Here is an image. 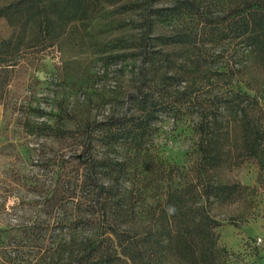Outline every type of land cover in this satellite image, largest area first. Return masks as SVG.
Returning <instances> with one entry per match:
<instances>
[{
    "label": "trees",
    "instance_id": "trees-1",
    "mask_svg": "<svg viewBox=\"0 0 264 264\" xmlns=\"http://www.w3.org/2000/svg\"><path fill=\"white\" fill-rule=\"evenodd\" d=\"M151 1L128 0L122 5L125 11L126 7L142 8L145 15L137 43L126 44L129 39L123 38L115 43L136 46L138 53L127 54L142 60L140 85L129 95L130 108L107 121L87 123L82 158L78 157L84 170H76V181L70 185L73 191L67 194L64 189L65 195L57 200V233H34L35 225L22 234L9 233L14 230L11 227L0 228V264L225 263L226 250L219 245L216 232L222 223L211 214L206 201L233 200L241 185L186 179L181 168L169 165V183H161L156 203L139 211L130 188L100 178L125 173L129 163L97 159L90 146L92 142L105 146L124 143L132 154L142 150L147 154L145 144L159 114L188 105L198 116L193 130L199 137L196 150L203 174L247 161L264 169V95L251 84L256 70L264 72V0H229L230 12L216 20L200 11L198 0L147 7ZM110 3L116 2L104 0L100 6ZM100 6L93 0H17L2 6L0 17L14 26L17 38L13 40L14 33L0 39V74L16 65L9 58L22 50V33L30 25L49 35L60 27L61 35L71 24L95 18ZM189 15L198 22L174 25L173 31L153 36L158 26ZM226 39L237 44L236 53L226 57L227 65L204 72L205 66L210 67L203 46ZM178 66L184 70L179 71ZM245 76L248 78L243 79ZM203 78H216L219 89L209 104L197 102L202 98L196 93L200 90L197 82Z\"/></svg>",
    "mask_w": 264,
    "mask_h": 264
},
{
    "label": "rangeland",
    "instance_id": "rangeland-1",
    "mask_svg": "<svg viewBox=\"0 0 264 264\" xmlns=\"http://www.w3.org/2000/svg\"><path fill=\"white\" fill-rule=\"evenodd\" d=\"M14 1L0 0V8ZM93 1L100 6L104 0ZM110 1L116 3L97 7L95 18L71 24L61 35L60 27L49 35L30 25L22 33V50L9 58V63L16 65L0 74V228H13L11 234H22L30 225L36 226L34 233H57V200L65 195L64 189L67 194L73 191L70 185L76 181V170H84L78 157L82 158L87 123L107 121L126 112L130 108L129 95L136 93L140 85L142 60L135 55L138 49L115 43L122 38L129 39L126 44L138 42L144 10L125 6V11L122 5L128 0ZM178 1L152 0L147 7H167ZM198 1L200 11L214 20L230 12L229 0ZM196 22L197 18L189 15L158 26L153 36ZM14 33L15 41L14 26L0 17V39ZM231 42L226 39L203 46L210 67L205 66L204 72L227 65L226 57L238 49ZM178 70L184 68L178 66ZM204 79L197 82L200 90L196 93L202 98L196 101L209 104L219 89L216 78ZM251 81L264 95L262 69L253 73ZM172 91L173 97L177 96L174 88ZM192 109L183 105L160 113L145 144L147 154L144 150L132 154L124 143L105 146L92 142L90 151L95 158L129 163L125 173L100 178L130 188L133 201L139 202V211L156 203L161 183H169V165L181 168L186 179L198 177L205 183L222 180L241 185L233 200L217 202L211 198L206 203L222 223L216 232L219 245L226 250L224 264H264V169L247 161L203 174L196 150L199 137L193 130L198 116L191 113Z\"/></svg>",
    "mask_w": 264,
    "mask_h": 264
}]
</instances>
